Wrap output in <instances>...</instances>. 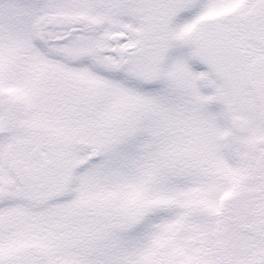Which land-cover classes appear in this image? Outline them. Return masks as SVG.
<instances>
[{
  "label": "snow or ice",
  "instance_id": "obj_1",
  "mask_svg": "<svg viewBox=\"0 0 264 264\" xmlns=\"http://www.w3.org/2000/svg\"><path fill=\"white\" fill-rule=\"evenodd\" d=\"M0 264H264V0H0Z\"/></svg>",
  "mask_w": 264,
  "mask_h": 264
}]
</instances>
